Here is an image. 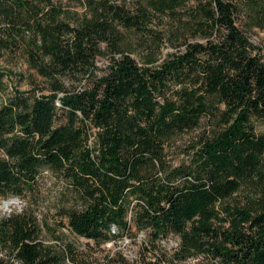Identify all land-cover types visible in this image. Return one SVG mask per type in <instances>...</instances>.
I'll use <instances>...</instances> for the list:
<instances>
[{
  "label": "trees",
  "instance_id": "16d2710c",
  "mask_svg": "<svg viewBox=\"0 0 264 264\" xmlns=\"http://www.w3.org/2000/svg\"><path fill=\"white\" fill-rule=\"evenodd\" d=\"M131 3L0 0V58L22 52L42 78L9 91L0 72V196L29 198L0 218V264L57 263L32 208L45 171L78 235L146 234L139 261L104 264H264V56L243 29L264 0ZM165 40L180 49L160 61Z\"/></svg>",
  "mask_w": 264,
  "mask_h": 264
},
{
  "label": "rangeland",
  "instance_id": "374dc122",
  "mask_svg": "<svg viewBox=\"0 0 264 264\" xmlns=\"http://www.w3.org/2000/svg\"><path fill=\"white\" fill-rule=\"evenodd\" d=\"M117 2L131 3V0H115ZM69 5V4H68ZM81 9V8H80ZM243 29L256 45L257 52L264 56V22L254 25L249 16L243 17ZM192 41L202 40L199 37L190 38ZM180 48L170 45L165 40L161 49V59ZM142 64L138 54H134ZM108 59L101 58L98 64L101 69L107 66ZM0 72L4 74V80L9 91L28 90L42 85V78L29 68L22 52H7L0 58ZM257 131L264 132V120H256ZM204 128H198L182 135L170 149V157L174 163H179L187 156L188 146L195 143L202 135ZM42 194L39 202L32 200V208L35 210L40 225L39 241L57 257L56 264H104L107 259L116 253H122L130 261H139L144 257L143 242L146 237L144 232L133 236H125L123 239L95 243L84 236L75 233L68 224V219L59 212L65 198L70 194L64 189L63 183L53 174L45 171L42 179ZM12 197L7 203L8 197L0 196V218L14 212H21L29 205V198L19 196ZM31 200V199H30ZM67 201V200H66ZM17 209H22L17 211ZM177 238H170L169 246L177 245ZM72 250V251H71ZM197 258L189 259L185 264H197Z\"/></svg>",
  "mask_w": 264,
  "mask_h": 264
},
{
  "label": "clouds",
  "instance_id": "9594fccd",
  "mask_svg": "<svg viewBox=\"0 0 264 264\" xmlns=\"http://www.w3.org/2000/svg\"><path fill=\"white\" fill-rule=\"evenodd\" d=\"M12 199V197H8L7 199H6V203L9 201V200H11ZM22 209H17V211H21Z\"/></svg>",
  "mask_w": 264,
  "mask_h": 264
}]
</instances>
